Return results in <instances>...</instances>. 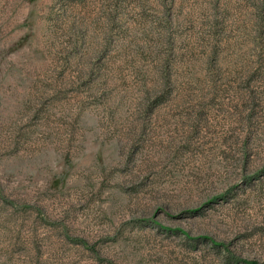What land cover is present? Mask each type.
Masks as SVG:
<instances>
[{
  "label": "rangeland",
  "instance_id": "374dc122",
  "mask_svg": "<svg viewBox=\"0 0 264 264\" xmlns=\"http://www.w3.org/2000/svg\"><path fill=\"white\" fill-rule=\"evenodd\" d=\"M0 264H264V0H0Z\"/></svg>",
  "mask_w": 264,
  "mask_h": 264
}]
</instances>
